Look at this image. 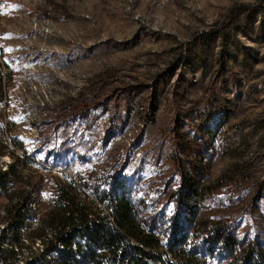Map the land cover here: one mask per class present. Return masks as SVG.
Here are the masks:
<instances>
[{
	"label": "rangeland",
	"instance_id": "obj_1",
	"mask_svg": "<svg viewBox=\"0 0 264 264\" xmlns=\"http://www.w3.org/2000/svg\"><path fill=\"white\" fill-rule=\"evenodd\" d=\"M0 15L9 64L11 45L21 55L0 164L20 159L24 178L0 195V264L42 252L38 213L77 173L128 177L146 221L167 231L193 180L205 230L238 242L208 264L264 252V0H0Z\"/></svg>",
	"mask_w": 264,
	"mask_h": 264
},
{
	"label": "trees",
	"instance_id": "obj_2",
	"mask_svg": "<svg viewBox=\"0 0 264 264\" xmlns=\"http://www.w3.org/2000/svg\"><path fill=\"white\" fill-rule=\"evenodd\" d=\"M54 151L61 154L60 148ZM20 161L5 168L0 164V195L24 182L18 169ZM126 178L123 174L99 178L77 173L57 179L50 208L38 213L33 230L42 252L28 264H208L204 255L217 247L233 255L236 235L227 228L205 230L197 207L190 204L204 200L199 183L185 180L175 198L178 213L170 217L167 231L146 221L143 200L134 196ZM38 190L33 191L39 196ZM31 195L19 205L17 216L22 219L32 213ZM40 199L36 198L34 211L40 207ZM207 231L209 236L202 238ZM242 261L264 264V252L252 251Z\"/></svg>",
	"mask_w": 264,
	"mask_h": 264
},
{
	"label": "built area",
	"instance_id": "obj_3",
	"mask_svg": "<svg viewBox=\"0 0 264 264\" xmlns=\"http://www.w3.org/2000/svg\"><path fill=\"white\" fill-rule=\"evenodd\" d=\"M1 15H0V30H1ZM11 64H9L8 44L7 39L0 31V158L3 151L6 155L7 146V132H8V108H9V87L19 89L20 83L13 79V67L18 66L21 61V55L18 52V45H11ZM12 65V66H10ZM12 83V84H11ZM17 113L23 116V107L16 105ZM27 118L26 121L31 124V114H24ZM24 117V116H23ZM5 168V167H4ZM35 208V204L33 205Z\"/></svg>",
	"mask_w": 264,
	"mask_h": 264
}]
</instances>
